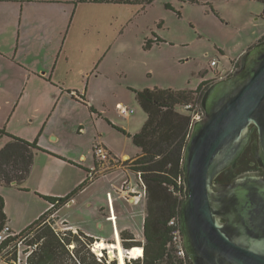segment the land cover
Returning a JSON list of instances; mask_svg holds the SVG:
<instances>
[{
    "label": "rangeland",
    "instance_id": "obj_1",
    "mask_svg": "<svg viewBox=\"0 0 264 264\" xmlns=\"http://www.w3.org/2000/svg\"><path fill=\"white\" fill-rule=\"evenodd\" d=\"M20 4L0 2V7L6 10L4 20L11 14H16ZM73 6V0L57 8L53 6L57 12L49 14L50 26H60L67 22L61 10ZM86 7L89 22L92 18L101 17L103 29L125 32L115 39L96 71H92L91 78L88 79L87 75L85 77V82L88 79L87 98L95 112L83 103L74 102L63 112V116L58 113L54 115L44 136L42 135V140L48 147L59 148L69 157L78 151H93V148L99 145L95 144L93 147L94 141H109L116 155L120 156L124 152L129 154V158L119 160L126 169L132 170L133 174V160L135 155L140 153V148L133 143L131 137L114 126L124 127L126 132L134 133L146 121V114L135 99L133 89L154 86L196 89L201 81L207 80L208 83L203 86L204 94L219 78L233 74L241 58L236 59L235 63L232 60L252 43L255 37L264 33V0H154L146 8L128 3L88 4ZM28 13L33 16L36 11L29 7ZM157 36L163 41L153 43L149 49L145 48V40H156ZM219 47H222L226 56ZM213 60H216L217 65H211ZM6 102V94L4 98L0 94V128L4 127V120L11 110ZM118 104L133 108L134 112L129 116L124 115L118 111ZM55 121L59 125L56 127L59 131L57 139L49 137L52 134L50 127L53 128ZM75 157L78 158L76 155ZM97 161V165L106 164L105 161ZM45 167V162L39 159L33 178L36 184H40L42 177L39 172ZM51 167L48 169L55 175L50 178V183L42 185L54 183L53 189L58 191L76 183L84 174L74 163H67L62 168ZM98 170L100 167H97L96 171ZM97 177L98 175L95 176ZM0 195L5 199L7 210L19 207L26 213L32 210L29 199L37 197L34 191L26 193L10 185L0 186ZM84 195L81 196L82 199ZM39 199L47 206V200L41 197ZM57 217L52 215L51 218L54 219L58 230L71 228L63 221L57 220ZM26 249L28 247L22 243L21 264H26ZM95 249L97 252L98 248ZM106 253L109 260L116 259L118 263L116 257H111L108 251ZM0 264L8 262L1 259Z\"/></svg>",
    "mask_w": 264,
    "mask_h": 264
},
{
    "label": "crops",
    "instance_id": "obj_2",
    "mask_svg": "<svg viewBox=\"0 0 264 264\" xmlns=\"http://www.w3.org/2000/svg\"><path fill=\"white\" fill-rule=\"evenodd\" d=\"M3 1L21 4L18 6V12L11 14L7 20L3 18L6 10L0 7V94L3 98L6 94V105L11 108L2 128L29 141L37 139L40 146L50 151L40 150L35 154L33 168L25 183L29 190H20L26 193L34 191V194L43 200L45 199L42 195L64 197L87 180L88 169L100 167L98 177L87 180L86 184L74 193L66 204H62L54 215L58 216L57 220L63 221L75 231L80 229L96 241L100 240L97 245L105 248L106 252L109 251L107 245L117 243L118 237L122 244V231L133 233L135 240L141 242L138 246L142 247L144 252L147 199L143 196L134 201L128 200L121 191L123 181L127 179L135 190L142 191L138 175L116 162L97 165L98 159H95L94 153L92 154L94 148L93 151L90 149V152L78 151L69 157L59 148L48 147L42 140V135L44 136L55 114L63 116V112L74 102L91 107L87 98V80L112 48L115 39L125 30L103 29L101 17L92 18L89 22L86 5L96 3H73V7L61 10L67 22L60 26H50L49 14L56 13L57 7L72 0H0ZM27 4L29 6L26 7ZM29 7L36 11L35 15L27 14ZM263 36L264 33L255 37L256 39L242 49L232 62L235 63L236 59L242 58L243 54ZM219 50L225 55L222 47H219ZM86 75L88 79L85 82ZM56 127H59L57 121L54 122L52 129L50 127L52 134L49 137L58 138L59 131ZM7 141V136L0 137V149ZM95 144L104 146L115 158L120 160L129 158V154L125 152L120 156L116 155L109 141L101 140L99 143L94 141L93 147ZM75 155L78 156L77 159ZM39 159L45 162L46 167L39 172L42 180L40 184H36L33 178ZM72 161L84 173L76 183L62 191L53 189L54 183L42 185L50 183V178L55 175L48 168H52L51 166L62 168L67 163L73 164ZM58 182L59 185L62 184L60 179ZM37 197L29 199L32 210L27 213L19 207L8 210L6 206L4 207L7 214L6 223L12 232L20 233L51 207L49 202L46 206ZM122 247L128 256L130 250L123 244ZM126 258V263L132 259Z\"/></svg>",
    "mask_w": 264,
    "mask_h": 264
},
{
    "label": "trees",
    "instance_id": "obj_3",
    "mask_svg": "<svg viewBox=\"0 0 264 264\" xmlns=\"http://www.w3.org/2000/svg\"><path fill=\"white\" fill-rule=\"evenodd\" d=\"M153 1L73 0V3H128L146 8ZM161 41L163 40L157 36L156 40H145L144 46L149 49L153 43ZM240 63L239 61L238 66ZM205 83L208 81H202L196 89L159 86L133 89L136 100L147 115L146 121L135 133H128L124 128L114 125L131 137L133 143L141 150L133 160L132 168L135 173L140 172L147 199L143 256L130 259L126 264H190L186 253L184 256L177 255L172 240V226L168 221L179 217L180 205L184 198L183 155L191 132L193 110L185 106L191 103L202 109L201 100ZM90 109L95 112L93 106ZM3 136H7L8 141L0 149V184L29 190L25 183L33 168L35 154L40 150L45 152L48 150L40 146L37 139L29 141L0 128V137ZM238 172L240 173L239 170ZM86 181L64 197L41 194L51 207L26 229L17 234L12 232L15 235L9 234L0 242V250L10 247L7 249L11 254L7 258L8 262L16 259L18 244L15 240L21 237L28 247L26 264H118L116 259L109 260L105 248L102 255L94 253L93 244L95 242L96 247L100 240L95 241L80 229L58 230L54 219L51 218L64 202L86 184ZM4 200L0 195V231L7 218ZM121 238L126 249L141 245L129 231H122ZM35 244L36 247H33Z\"/></svg>",
    "mask_w": 264,
    "mask_h": 264
},
{
    "label": "water",
    "instance_id": "obj_4",
    "mask_svg": "<svg viewBox=\"0 0 264 264\" xmlns=\"http://www.w3.org/2000/svg\"><path fill=\"white\" fill-rule=\"evenodd\" d=\"M239 61L233 74L204 92V112L185 146L178 222L191 264H264V174L248 172L229 185L216 183L255 128L257 160L264 168V38Z\"/></svg>",
    "mask_w": 264,
    "mask_h": 264
},
{
    "label": "built area",
    "instance_id": "obj_5",
    "mask_svg": "<svg viewBox=\"0 0 264 264\" xmlns=\"http://www.w3.org/2000/svg\"><path fill=\"white\" fill-rule=\"evenodd\" d=\"M217 62L216 60H213L211 62V65H216ZM186 108H191L192 110V123H191V127L193 125V123H195L196 121H198L202 115V113L204 112L203 109H200L199 106H193L191 103L187 104V106H185ZM118 111L126 116H129L130 114H132L134 112L133 108H127L125 105H117ZM94 155L95 157L99 160V162H103V161H107L109 162H116L121 164L120 160L118 158H115L114 156H112V153H110L108 151V149H106L104 146L102 145H97L96 148L94 149ZM97 167H91L90 169H88L87 171V180H94L95 176L98 175V171ZM138 175V182L140 184V186L142 187V191H138L135 190L133 188V186L131 185V183H129L128 180L123 181V186L121 187V191L124 192V196L125 198H127L128 200H133L136 198H141L143 196L146 197L145 194V190H144V185H143V180L141 179V175L140 172L136 173ZM179 217L178 218H173L171 220L168 221V224L172 226V240H173V244L174 247L177 251V255L179 256H184L186 253L183 241H182V232L181 229L179 227ZM12 234L15 235L14 233H12L11 228L9 227V225L6 223L3 228L0 231V242L3 241L7 235ZM23 239L21 237H18L15 242H17L18 244V249H17V257L15 260H10L8 262L7 258H9V256H11L10 253L7 252V249H9L10 247H6L4 249L0 250V260L5 259L6 262H8V264H21L22 262V256H21V250H20V245L23 243ZM37 244L33 245V247H36ZM29 248L31 249L32 246H29ZM93 250L94 253L97 255H102L101 252H96L95 249V243L93 244ZM28 255V253H27Z\"/></svg>",
    "mask_w": 264,
    "mask_h": 264
},
{
    "label": "flooded vegetation",
    "instance_id": "obj_6",
    "mask_svg": "<svg viewBox=\"0 0 264 264\" xmlns=\"http://www.w3.org/2000/svg\"><path fill=\"white\" fill-rule=\"evenodd\" d=\"M254 141L255 142L258 141V133H257L256 128L252 131L251 140L248 142L241 156L238 157L237 161L235 162L233 166H230L227 169H225L223 172L219 173V175L216 178V183L222 186L229 185L235 181L237 175L248 173V172L249 173L257 172V173L264 174V168L259 165L258 160H257V153H256ZM238 170L240 171V173L238 172ZM217 190H220V188ZM223 221H227V220L223 218ZM182 241H183V234H182ZM190 264H191V261H190Z\"/></svg>",
    "mask_w": 264,
    "mask_h": 264
},
{
    "label": "bare ground",
    "instance_id": "obj_7",
    "mask_svg": "<svg viewBox=\"0 0 264 264\" xmlns=\"http://www.w3.org/2000/svg\"><path fill=\"white\" fill-rule=\"evenodd\" d=\"M98 248V253L102 249L99 248V245L96 246ZM107 248H109V255L111 257H116L119 260V264H126L125 258L126 257H131V258H136V257H141L143 254V249L142 247L139 246H133V248L130 249L129 255L125 254V250L122 247V244L120 242V239L118 237L117 243H110L107 245ZM101 252V251H100ZM127 259V258H126Z\"/></svg>",
    "mask_w": 264,
    "mask_h": 264
},
{
    "label": "clouds",
    "instance_id": "obj_8",
    "mask_svg": "<svg viewBox=\"0 0 264 264\" xmlns=\"http://www.w3.org/2000/svg\"><path fill=\"white\" fill-rule=\"evenodd\" d=\"M15 234H17V233H15ZM133 248V247H132ZM143 256V255H142Z\"/></svg>",
    "mask_w": 264,
    "mask_h": 264
}]
</instances>
